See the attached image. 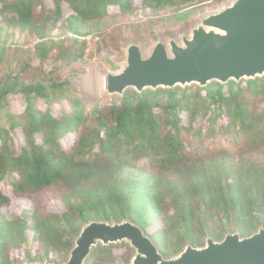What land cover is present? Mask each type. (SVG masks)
I'll list each match as a JSON object with an SVG mask.
<instances>
[{"label":"trees","instance_id":"16d2710c","mask_svg":"<svg viewBox=\"0 0 264 264\" xmlns=\"http://www.w3.org/2000/svg\"><path fill=\"white\" fill-rule=\"evenodd\" d=\"M210 1L0 0V264L68 259L94 221L135 222L167 258L264 227V77L93 101L73 87L83 38L102 54L234 3ZM133 255L99 246L87 264Z\"/></svg>","mask_w":264,"mask_h":264},{"label":"water","instance_id":"95a60500","mask_svg":"<svg viewBox=\"0 0 264 264\" xmlns=\"http://www.w3.org/2000/svg\"><path fill=\"white\" fill-rule=\"evenodd\" d=\"M129 69L117 89L109 94L123 95L127 90L175 89L212 83L256 80L264 77V0H236L218 12L203 17L181 42L161 39L154 43L148 57L138 45L128 52ZM127 244L134 251L130 264H264V227L249 237L227 233L221 241L208 237L203 247L188 244L170 258L165 257L145 231L135 222L94 221L85 224L74 239L67 261L61 264H86L102 245ZM16 264V263H14ZM21 264H56L49 260Z\"/></svg>","mask_w":264,"mask_h":264},{"label":"rangeland","instance_id":"374dc122","mask_svg":"<svg viewBox=\"0 0 264 264\" xmlns=\"http://www.w3.org/2000/svg\"><path fill=\"white\" fill-rule=\"evenodd\" d=\"M209 1L210 0H204V3H207ZM235 1L236 0H233L232 2ZM215 12L218 11L205 13L197 18H194L184 26L171 27L165 30H155L152 33L144 34L143 37L139 40L128 39L126 41H123L118 49L108 48L102 54L98 53V39H94L92 37L83 38L82 40H85L88 43V50L85 59L73 66L74 68L80 70V75L73 83L74 89L79 93L84 94L88 101H93L97 98H101L105 94V92L117 89V87L121 84V82H119V79L122 78L123 74H125L129 69L127 57L132 45H138L142 50L143 56L148 57L154 48V43L158 39H161L167 45L170 38H174L176 41L181 42L183 36L191 35V29L203 17ZM70 13V10H66L65 15L68 16ZM69 70L70 69H65L61 72V74L66 77ZM18 102L19 99L16 100L15 104ZM16 136L18 137V142L23 145L25 141L21 131H17ZM5 191L9 193L7 189H5ZM24 206H26L24 202L16 201L14 207L12 208V211H14L15 213H20ZM18 258L19 261L16 262V264H21L28 260V258L23 257L22 252H20ZM67 260L68 259L59 261L54 258L52 262L61 264L62 262Z\"/></svg>","mask_w":264,"mask_h":264}]
</instances>
